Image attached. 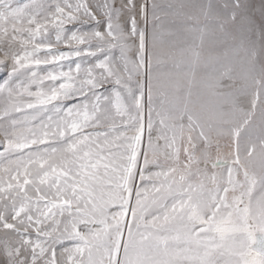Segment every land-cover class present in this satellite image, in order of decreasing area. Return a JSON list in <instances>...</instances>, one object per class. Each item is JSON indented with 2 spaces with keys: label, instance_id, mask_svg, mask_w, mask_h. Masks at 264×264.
I'll return each mask as SVG.
<instances>
[{
  "label": "snow or ice",
  "instance_id": "1",
  "mask_svg": "<svg viewBox=\"0 0 264 264\" xmlns=\"http://www.w3.org/2000/svg\"><path fill=\"white\" fill-rule=\"evenodd\" d=\"M0 264H264V0H0Z\"/></svg>",
  "mask_w": 264,
  "mask_h": 264
}]
</instances>
